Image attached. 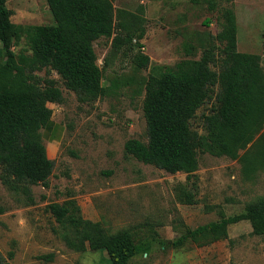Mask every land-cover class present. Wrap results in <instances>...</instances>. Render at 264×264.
<instances>
[{
	"label": "rangeland",
	"instance_id": "obj_1",
	"mask_svg": "<svg viewBox=\"0 0 264 264\" xmlns=\"http://www.w3.org/2000/svg\"><path fill=\"white\" fill-rule=\"evenodd\" d=\"M114 0L116 34L123 33L122 16L137 34L135 44L112 53V37L94 42L98 64L110 94L81 102L55 71L38 68L35 52L25 36L14 50L18 64L40 78L52 77L63 90L61 103L50 102L51 127L40 130L48 156L54 161L49 185H31L30 196L7 188L1 180L0 264H111L106 252L69 248L56 232L59 224L48 206L74 199L85 218L111 231L129 229L137 243L148 246L129 264H264V236L252 233L248 220L232 224L228 237L211 244L191 240L174 245L188 228L245 210L264 196V170L248 178L241 162L228 156L199 152V168L188 181L184 172L170 173L139 161L125 151L130 138L148 140L143 104L145 84L153 74L183 59L199 58L221 29L223 9L237 16L238 50L261 56L264 67V0ZM17 25L54 23L47 0H7ZM121 18H120V17ZM218 43V41H215ZM188 45L193 47L188 53ZM150 57L147 67L135 56ZM215 106L208 100L191 120L194 130L206 133L204 116ZM244 151L241 150L242 154ZM186 184L194 204L181 201L176 187Z\"/></svg>",
	"mask_w": 264,
	"mask_h": 264
},
{
	"label": "trees",
	"instance_id": "obj_2",
	"mask_svg": "<svg viewBox=\"0 0 264 264\" xmlns=\"http://www.w3.org/2000/svg\"><path fill=\"white\" fill-rule=\"evenodd\" d=\"M199 2L200 0H193ZM54 23L17 25L12 22L7 0H0V171L8 189L30 196L31 185H49L54 161L48 156L40 130L53 124L50 102L61 103L63 90L52 77L40 78L18 64L16 42L25 36L35 52L38 68L55 71L81 102L110 94L105 73L98 64L95 40L116 34L114 0H47ZM215 7L214 0H209ZM120 17V16H119ZM221 29L199 58L183 59L145 84L143 110L148 140L130 138L125 151L146 164L170 173L184 172L188 181L199 168V152L238 159L248 178L264 170V67L261 56L238 50L237 16L222 12ZM121 18V17H120ZM123 33L113 39L112 53L135 44L140 47L145 31L132 30L125 16ZM215 41H218L216 43ZM193 47L188 45L187 52ZM138 67L150 57L136 54ZM215 98L204 116L206 133L191 126L198 109ZM244 152L241 154L240 151ZM179 199L194 204L186 184L176 187ZM59 224L56 230L65 244L78 252L102 251L111 264H129L148 246L137 243L129 229L111 231L99 221L85 218L74 199L48 206ZM6 211L0 202V215ZM248 220L252 233L264 236V196L247 203L243 212L188 228L174 245L191 240L211 244L228 237L229 226ZM1 264H12L4 261Z\"/></svg>",
	"mask_w": 264,
	"mask_h": 264
}]
</instances>
